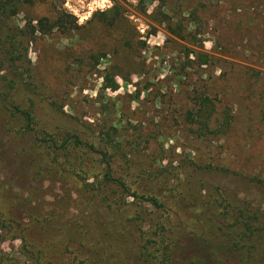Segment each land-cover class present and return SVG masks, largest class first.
<instances>
[{"label": "rangeland", "instance_id": "rangeland-1", "mask_svg": "<svg viewBox=\"0 0 264 264\" xmlns=\"http://www.w3.org/2000/svg\"><path fill=\"white\" fill-rule=\"evenodd\" d=\"M7 27L33 80L0 50V264H134L135 214L264 264V0H0Z\"/></svg>", "mask_w": 264, "mask_h": 264}, {"label": "trees", "instance_id": "trees-1", "mask_svg": "<svg viewBox=\"0 0 264 264\" xmlns=\"http://www.w3.org/2000/svg\"><path fill=\"white\" fill-rule=\"evenodd\" d=\"M15 6H19L18 3H16ZM8 8V7H7ZM110 11L108 12H103V13H97L95 16L96 17H106ZM5 11L2 12V17H6ZM114 21L108 23L112 24ZM11 33L7 35L8 33ZM7 34L3 39H0V50L3 53L4 57L6 60L13 66L15 62H21L25 67V75H27L28 81L32 82L33 77L31 75L30 71V66H29V61H27V55L26 51L23 48V42H22V37H21V32L18 30H13L12 27H7ZM14 78L17 80H11L5 83H8L7 85L11 88L14 89L15 87L21 85L22 79L20 75H17L14 72ZM29 88V85H27ZM8 111H10V115L12 117H15L17 114H19L26 125V130L29 132L33 131V125L34 121L30 113L28 112H23L20 111L17 107H15L13 104L5 105ZM37 135V134H36ZM38 136V135H37ZM35 140L40 142V143H45L46 140L41 138V137H35ZM69 140H72V137H70ZM76 141V140H75ZM54 141H51V143ZM77 145H81L80 143H75ZM101 161L102 164L104 165V174H103V183L105 184H116L120 190H121V196L124 197H129L134 200H140L146 204H149L155 211L158 213H162L163 211L166 210L165 204L162 203L160 200H158L157 197L155 196H149V195H142L138 197L137 194L135 193H130L128 187L122 182L121 179H114L113 178V169L111 167V160L108 154L102 153L101 154ZM112 211L115 212V209L112 208ZM117 215V214H116ZM160 216V215H159ZM163 218L162 216H160ZM128 222H135L137 224L138 231L140 232L136 244L137 246V251H136V256H134V264H224L226 260H223L221 253H218V249L222 247H216V245H210L205 247L203 249L200 247V245L195 244L198 249H202L203 252L198 253V250L196 252H192L190 247L188 245H184L183 242L180 240H176L177 237H175V233H173V230L168 229L167 226L168 224L165 222L163 223H158L153 227V232L151 231L150 238L147 237L149 235L145 231L141 229L142 226V219L141 216L138 215H130L127 217ZM97 223L95 219V224ZM112 223L113 228V234H119L121 231H118L116 228L118 222L117 220L115 223ZM252 232L251 228L246 226L245 231L243 233L244 237H247V235H250ZM250 236L248 237L247 240L249 239ZM178 242V243H176ZM177 244L181 245L183 248H187V252L190 253V257L185 256L184 254L182 255H177ZM197 249V248H195ZM251 245H249L246 255L244 256V260L241 264H250L249 262L253 259L252 251H251ZM255 251L257 250L256 248L254 249ZM176 251V252H175ZM250 251V252H249ZM255 257V255H254ZM72 263L74 264L77 258L72 259ZM250 260V261H249Z\"/></svg>", "mask_w": 264, "mask_h": 264}]
</instances>
